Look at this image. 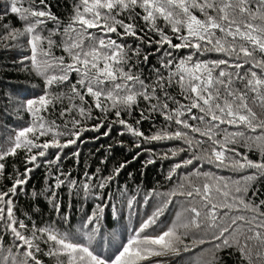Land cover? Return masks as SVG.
I'll return each instance as SVG.
<instances>
[{
	"label": "snow or ice",
	"instance_id": "obj_1",
	"mask_svg": "<svg viewBox=\"0 0 264 264\" xmlns=\"http://www.w3.org/2000/svg\"><path fill=\"white\" fill-rule=\"evenodd\" d=\"M71 7L67 23L46 0H6L0 9V19L11 13L22 22V27L2 25L0 48L28 50L30 55L19 58L22 64L30 62L22 70L30 69L44 82L38 97L9 98L17 114H28L29 123L12 129L0 144V161L16 156L18 150L25 153L24 170L17 169L11 186L0 189V264H43L37 256L41 252L54 257L56 264H143L205 244L209 247L201 248L189 264H221L219 253L227 250L236 264H264V198H257V185L264 182V0H74ZM49 23L54 26L48 28ZM57 36L59 41L54 39ZM128 37L138 41L135 47L125 42ZM174 39L179 42L173 43ZM153 44L160 59L149 79L139 65L149 61L142 46L151 49ZM55 48L63 54L57 56ZM181 49L190 51L178 56ZM209 54L218 58H202ZM134 110L139 118L129 123L122 113L132 117ZM155 116L165 123L145 135L141 123ZM93 119L97 123L88 127ZM104 121L121 125L118 135L133 137L136 148L181 142L162 154L143 149L149 153L145 167L157 157L188 154L165 176L169 181L176 177L170 191L152 189L144 194L143 203L155 198V208L113 258H104L91 247L107 204H97L96 211L85 216L77 229L84 241L79 242L75 234L53 224L29 226L18 217L14 202L18 189L27 191L30 174L39 167L38 157L50 148L62 151L75 144L85 131L99 132ZM43 137L50 138L41 141ZM117 143L123 146V141ZM250 153L258 158L251 159ZM140 154L121 162L107 176L99 175V169L93 175L85 172L79 187L75 180L61 179L71 173L57 167L58 174L43 195L59 213L56 190L61 186L85 194L102 192ZM59 161L57 152L44 163ZM200 162L231 175L200 171ZM189 166H193L190 171L180 172ZM4 169L0 162V179ZM38 195L31 192L33 198ZM177 196L183 200L173 222L156 234L142 235L157 225ZM135 200L129 198L130 210ZM62 220L67 224L69 216L62 214ZM189 235L191 244L185 242ZM205 252L210 253L208 258H200Z\"/></svg>",
	"mask_w": 264,
	"mask_h": 264
},
{
	"label": "trees",
	"instance_id": "obj_2",
	"mask_svg": "<svg viewBox=\"0 0 264 264\" xmlns=\"http://www.w3.org/2000/svg\"><path fill=\"white\" fill-rule=\"evenodd\" d=\"M6 0H0V9L5 5ZM74 0H46V3L51 5L52 12L58 16L64 23L68 22L69 16L72 12L71 5ZM2 15V11H0ZM8 23L12 27H22V22L19 21L15 15L9 13L3 19H0V33L3 32L2 25ZM54 25L49 23L48 28H52ZM94 31V30H90ZM47 35V32L44 33ZM114 36V34H113ZM59 41L60 37H54ZM126 43L136 46L138 41L134 38H126ZM179 41L173 40V43ZM165 47H167L165 45ZM156 45L153 44L149 49L147 46H142V54H149V61L146 64L139 65L142 74L149 79L152 78L154 67L159 66L160 54L155 51ZM189 49H181L179 55H186ZM54 52L57 56L62 55V51L59 48H55ZM30 55V52L26 49L13 48L11 50H4L0 48V137L1 143L4 142L5 137L12 135V129L22 128L29 123V116L25 112L16 113L14 104L9 103V98L14 100H26L38 97L44 92V82L34 72L29 70H22L25 64L30 62H19V58L22 56ZM203 59H216L215 54H209L202 57ZM14 61H17L14 63ZM73 79L75 74L73 73ZM58 91L59 89H53ZM174 91V90H173ZM143 107V103L141 105ZM7 112V115H5ZM98 115V113H94ZM123 118L127 119L129 123H134L135 119L139 118V112L134 110L132 117H128L127 114L122 113ZM110 119L112 113H109ZM59 122V121H58ZM96 120H90L87 122V126L96 124ZM165 122L161 117L155 116L154 119L145 120L141 123L140 128L148 135L150 131H155L156 127L163 125ZM111 129L107 136L104 135L105 131ZM122 130V126L119 124H110L109 121H104V127L97 131H85L80 139L72 145L64 148L62 151L59 149L50 148L44 157H38L39 167H36L30 174L31 178L28 184L25 186L26 192H20L15 198V204L17 207V215L20 219H24L26 223L31 226L33 223L37 227H43L47 224H53L62 232H70L76 235L79 242H84L77 234V229L80 227L81 222L86 215L96 211L97 204H107L108 207L104 209L103 217L100 220L99 231L104 234L97 233L94 241L92 242V249L99 255L98 251L101 249L96 248L95 245H101L100 235L103 236L104 241H108L114 237V240L120 244H125L127 240L118 238L115 234L118 224L125 223L127 229H130L136 222V217L139 214L138 210H130L127 206L129 198L136 197L138 201L137 208L141 210L148 209L150 205L152 210L148 214L150 216L155 208V198L149 200L147 204L143 203V197L146 192H150L152 189H156L158 192H168L174 186L176 177L169 181L165 179L169 168L177 161L187 157V153H181L179 156L173 159H162L157 157L154 164L144 166V161L149 157L147 151L143 149H152L157 154L169 152L170 149L180 146L181 142L178 140H167L162 142H153L150 144H142L140 148L134 146V138L130 135L120 136L118 133ZM50 137H43L49 139ZM123 141V146H120L117 142ZM63 142V139H62ZM111 148L109 149V146ZM38 151V150H34ZM244 151L243 148L240 149ZM60 152V161L58 164L47 165L44 163L47 160L54 158V155ZM79 153V156L74 155ZM137 153H141L137 159L128 163L127 166L120 172L102 192L93 190L88 194H85L82 190L72 189L69 190L67 185L61 186L57 189V197L60 201V212L57 213L49 201L45 198L43 193L46 191L48 185L54 182L53 176L56 173L57 167L64 173H71L69 177H61V179L75 180L77 186L84 180V174L87 172L89 175L96 174V170L99 169V175L107 176L112 173L114 168L118 167L121 162L132 161L133 156ZM251 159H257V155L254 153L249 154ZM25 153L22 150H18L16 156H9L3 162L5 164L4 178L0 179V189L11 186V180L16 174V170L21 172L24 170ZM106 159V163L101 161ZM203 163V162H200ZM32 167V165H28ZM193 166L180 169V172H188ZM200 171H208L217 175L229 176L228 171L217 169L214 165L203 163V167ZM251 171V170H249ZM51 172V175H50ZM93 184L96 181L92 182ZM257 187L260 189L257 198H264V182H260ZM35 190L38 195L36 198L31 196V192ZM139 190V191H138ZM97 195L104 197V199H97ZM251 195V192L249 193ZM135 200V201H136ZM69 216V221L65 224L62 220V214ZM145 213V212H142ZM172 215H169V217ZM125 217H130V224L127 226ZM166 216H164V219ZM186 243L190 244V236L187 237ZM41 248L44 251L48 250V246L41 242ZM201 249L200 247L194 248V252ZM227 250L219 253L223 258L221 264H236V257L228 255ZM183 252L179 256H175L173 262L176 263L177 259L182 256ZM43 264H56L54 257H49L41 253H37ZM238 256V254H237ZM160 258V257H158ZM61 259H65L61 257ZM161 259V258H160Z\"/></svg>",
	"mask_w": 264,
	"mask_h": 264
},
{
	"label": "rangeland",
	"instance_id": "obj_3",
	"mask_svg": "<svg viewBox=\"0 0 264 264\" xmlns=\"http://www.w3.org/2000/svg\"><path fill=\"white\" fill-rule=\"evenodd\" d=\"M1 5V3H0ZM0 143H1V137H0ZM183 200L182 197H175L173 200V203L171 205L168 206V208L165 210L164 214L159 218V220L157 221V225L153 228H150L146 231V233L142 234V235H146L148 233H152V234H156L159 231H163L165 228H167L175 219L176 217V213L180 211L181 208V201ZM138 206V201H135L133 210H138V215L136 217V222L134 223V225L132 227H130V229H127L124 225H126L125 223L122 224H118V228L115 232L116 236L122 240H127L132 237L134 230L137 229L140 224L148 217V214L150 213V211L153 209L152 206L150 205V207L148 209H144V207L139 210L137 208ZM145 212V213H142ZM169 215H172L169 217ZM164 216H166V218L164 219ZM128 220H130V217H125V221L127 222V226L130 224V222H128ZM183 231V230H181ZM100 234H104L103 232H98ZM190 236V241L192 240V235ZM100 239H101V245H95L96 248L101 249L100 251H98L99 255H101L104 258H113L115 255L118 254V252L120 250H122V245L119 242L114 240V237H112V239H109L108 241H104V238L102 235H100ZM191 244V242H190ZM209 247V245L205 244L202 245L201 248H205L207 249ZM190 251L187 253H183L182 256H180L176 263L173 262L174 257L175 256H168V257H153L151 260H147L144 261L143 264H154V261H161L162 264H189V260L190 258H196V254L200 253L201 249H199L198 251L194 252ZM210 255V253H203L202 256L200 258L206 259L208 258V256Z\"/></svg>",
	"mask_w": 264,
	"mask_h": 264
}]
</instances>
